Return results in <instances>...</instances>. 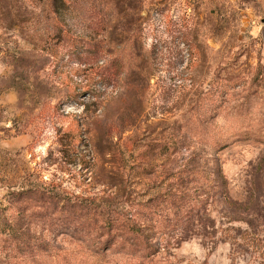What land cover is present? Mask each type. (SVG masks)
Here are the masks:
<instances>
[{"label":"rangeland","instance_id":"374dc122","mask_svg":"<svg viewBox=\"0 0 264 264\" xmlns=\"http://www.w3.org/2000/svg\"><path fill=\"white\" fill-rule=\"evenodd\" d=\"M0 264H264V0H0Z\"/></svg>","mask_w":264,"mask_h":264}]
</instances>
